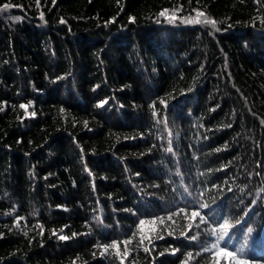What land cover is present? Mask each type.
Masks as SVG:
<instances>
[{"label":"trees","instance_id":"trees-1","mask_svg":"<svg viewBox=\"0 0 264 264\" xmlns=\"http://www.w3.org/2000/svg\"><path fill=\"white\" fill-rule=\"evenodd\" d=\"M4 4L0 264H264V0Z\"/></svg>","mask_w":264,"mask_h":264},{"label":"snow or ice","instance_id":"snow-or-ice-1","mask_svg":"<svg viewBox=\"0 0 264 264\" xmlns=\"http://www.w3.org/2000/svg\"><path fill=\"white\" fill-rule=\"evenodd\" d=\"M9 7H10L9 4H4L2 7H0V12H2V11H4V10H7ZM161 15H165V13H164V12H161ZM203 15H204L203 13H197V19L195 20V22H196V23H200L201 21H200L198 18L201 17V16H203ZM174 18H175L174 15H173L172 17H170V19H174ZM14 19H15V20H19V19H21V17H14ZM132 19L134 20V18H132ZM62 22H63V21H62ZM185 22H187V23H191V22H193V21H191V20H186ZM202 22H203V23H206V24H210V25H212L213 27H215V23H216L214 20L207 19V18L204 19ZM104 103H107V101H105ZM20 107H21V108H25V109H27V105H20ZM33 115H35V113H33ZM171 150H172V149L169 147L168 151H171ZM201 207H207V205H201ZM181 211H184V210L181 209ZM199 215H200V213H199L198 211H193V212L191 213V218H192V219H195V218L198 217ZM167 219L171 220L172 217L169 216ZM159 220H160V223H161V224L164 223V218L161 217V218H159ZM148 223H151V224L154 225V224H156V220H152V221L140 220V221H139V225H138L139 230L142 232L144 226H145L146 224H148ZM191 227H192V225L189 224V228H190V229H191ZM221 228H223V229L226 230V229L229 228V224H228L227 222H225V223H223V224L221 225ZM249 231H251V229H249ZM212 233H213V235H215V233H216V229H213V230H212ZM225 235H227V232H225L224 234H221V235L217 236V238H216V242L213 243V244L211 245V248H213V249L218 248V247H219V244H220V241L224 240ZM193 238H194V237H193ZM61 239H68V237L62 236ZM141 242H143V240H141ZM124 243L127 244V243H129V241H125ZM110 246L113 247V248H117V251L119 250V248H118V244H117L116 242H113ZM108 247H109V246H105V251H107V248H108ZM145 250L147 251V249H145ZM207 250H208V249H206V251H207ZM188 255H189V257H190V256H191V253H189ZM215 255L223 256V257H228L229 259H234V260H236V264H249V261H248L247 259H241V258H238L235 252H233V251H229L227 248H224V247H220V248H219V251H218L217 253H215Z\"/></svg>","mask_w":264,"mask_h":264},{"label":"rangeland","instance_id":"rangeland-1","mask_svg":"<svg viewBox=\"0 0 264 264\" xmlns=\"http://www.w3.org/2000/svg\"><path fill=\"white\" fill-rule=\"evenodd\" d=\"M195 20H196V19H191V21H193V22H194ZM171 22H173V21H171ZM186 23H187V22H186Z\"/></svg>","mask_w":264,"mask_h":264}]
</instances>
